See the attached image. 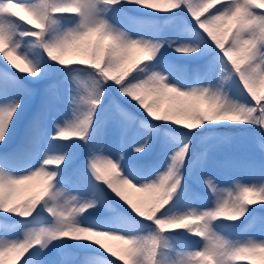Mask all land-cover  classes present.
<instances>
[{"label": "snow or ice", "instance_id": "1", "mask_svg": "<svg viewBox=\"0 0 264 264\" xmlns=\"http://www.w3.org/2000/svg\"><path fill=\"white\" fill-rule=\"evenodd\" d=\"M217 4L220 6L215 7ZM127 5L172 13L173 20L178 14L186 13L194 20L195 28L199 29L195 33L198 42L180 44L175 51L196 59L202 55L199 41L212 51L209 62L193 73L198 86L193 83L176 86L170 78L172 67L166 69L169 77L152 70L159 63L156 54L162 43L123 32L106 16L110 11L122 13ZM260 9H264V0H0V57L7 61L6 66L0 65V145L5 149L0 150V211L25 220L35 211L33 220L28 221L33 226L26 228L22 238L0 239V264H10V260L13 264L16 261L19 264H98V260H89V255L72 251L89 247L71 243L82 240L94 242L105 252L117 255L93 237H108L126 245L119 254L124 264H235L254 257H259L264 264V214L253 207L257 204L250 199L259 197L264 201V183H238L235 189L221 190L206 175L208 167L215 164L221 168L241 167L251 175L264 178V132L254 137V142L259 140L261 145L259 160L231 156L217 160L214 153L225 145L230 146L231 138L222 137L208 143L205 137L195 149L188 143L183 144L169 157L170 162L162 171L151 168L141 172L136 160L121 163L125 160L123 153L119 160L105 153V139L118 137L123 146L136 121L119 103H113L104 115L101 101L104 95L101 85H107L121 98L136 102L156 121L173 122L187 129L220 121L250 123L264 129V11ZM21 11L26 15H20ZM62 20L71 26L63 27ZM129 20L133 24L142 23L134 17ZM25 21L31 27L25 26ZM21 40L28 51H35L32 59L24 54ZM164 43L172 47L174 41ZM17 60L26 67L17 64ZM49 60L64 67L76 65L82 70H91L97 79L86 97H77L68 88L73 119L57 123L56 134L51 138L47 122L51 109L64 101L62 85L65 82L48 81L42 89L40 110L28 121L17 146L7 151L27 101L38 92L25 79L32 77L31 83L39 85L48 80L50 68L61 71L49 64ZM149 61L153 63H145ZM9 64L18 72L12 71ZM217 72L221 74L219 85L201 84L203 78L211 80ZM75 79L83 83L79 77ZM229 80L239 99H230L221 92L223 82ZM140 125L150 128L143 122ZM69 137H77L89 145L87 171L92 177L88 181L91 191L78 182L83 175L79 168L69 171L79 148L78 144L60 143ZM149 139L145 137L134 151L146 154V149L150 150ZM21 161L26 162L25 171L17 174L16 165ZM53 163L63 167L46 168ZM182 168H187V175L196 184L207 185L216 197L214 207L200 210L193 206L199 194L184 180ZM37 178L44 181L38 188L30 183ZM94 181L106 185V189ZM60 184L75 187L80 196L69 195L60 202L58 198L64 189L52 191ZM126 189L133 192L127 193ZM24 191L31 194L23 198ZM105 192H110L107 200ZM174 194L177 203L181 199L186 203L187 211L180 215L170 214ZM89 195L93 198H87ZM45 198L54 201L44 209L47 218L42 211H37ZM109 207L111 218L94 215L104 213ZM246 212L260 226L259 240L232 241L220 235L221 227L234 226L224 225L218 218L227 216L228 220L235 221ZM45 219V226H35ZM131 222L140 227L129 231ZM150 228L153 230L143 234ZM197 237L202 238V247ZM179 248L188 250L177 251Z\"/></svg>", "mask_w": 264, "mask_h": 264}, {"label": "rangeland", "instance_id": "2", "mask_svg": "<svg viewBox=\"0 0 264 264\" xmlns=\"http://www.w3.org/2000/svg\"><path fill=\"white\" fill-rule=\"evenodd\" d=\"M133 6L136 10L141 11V12H152L151 10H148L145 8H139L138 6H135V5ZM20 15H26V14L21 11ZM110 15L111 14L106 13V16L109 18L110 22L116 28L120 29L121 31L127 32L132 36L144 35L145 38L152 39L153 42L162 43V47L159 49L158 53L156 54V59L159 60V63L156 64V66L152 70L161 72L162 75L169 77L170 73L166 69L168 67H172L174 71L172 72L170 78L175 82L176 86H180L183 84H192V83H193V86H198L194 82L195 78H193V73L196 69L192 71L191 74L189 75L187 74V72L189 71V69L187 68V63L190 60H193V58L187 55H182L181 53L175 51V47L179 46L180 44H184V43L194 44L198 42L197 36L195 34V33H198V31L195 30V28L192 29L189 27L182 26L185 21L184 18L179 19L176 23H167V26L162 30H156V28L154 27V19L152 15H150V17L145 14L133 15L132 17L137 18L138 20L142 21V23L140 24H133L132 21L129 20V18L127 17L118 16V18L114 19ZM61 25L63 27L71 26L69 22L64 21V20L61 21ZM28 26L31 27L30 25ZM165 40L174 41L173 46L169 47L168 43H164ZM20 43H21V47L25 49L24 54L27 55L29 59H32L35 54V51L34 50L31 52L28 51L27 46L25 45V42L23 40H21ZM199 43L201 44V52H202V55H200L199 57H201L204 54L208 53L210 49L205 46L203 41H199ZM12 58L15 59L14 56ZM16 63L20 64L21 67H26V65H24L19 60H17ZM10 66L12 67V65ZM49 70H53V69L50 68ZM16 71L18 72V69H16ZM220 75L221 74L217 72L214 78H212L211 80H209L208 78H205L201 81V84L205 87L209 85L216 87L222 82ZM76 77H79V80L83 81V83H78L77 80L75 79ZM28 78L33 79L32 77H28ZM68 88H71L74 90L72 93L73 95H76L77 97L84 96V93L89 91L90 88H92L91 80L86 76L85 73L81 71L72 72L71 75L67 78L64 84V87L62 88L63 94H64V101L62 103L56 104L51 109L50 117L47 122V132H48L49 138H51L53 135L56 134V124L57 123L63 124L65 121H70L73 119V106L69 102L70 98H69L68 91H67ZM221 92L230 99H239V95L236 91V88L235 86H233L232 81L230 80L223 82V87L221 88ZM33 102H34V97H32L31 99L27 101V107L25 109L24 116L21 118L19 122H22V120L26 119L25 116L28 113V110L32 106ZM241 102H243V100H241ZM112 104H113V101L111 102V106ZM81 109L86 110V107H83ZM31 118L32 117L28 115L26 119V123L23 126L24 130L27 126L28 121ZM19 122L17 123L16 132L14 136L12 137L10 143H13L16 139ZM142 122L144 124L150 125V128H144L139 124L138 125L139 129L134 139H131L129 142L127 139V141L125 142V145L123 146H121L118 137H114V136L107 137L104 143V148L107 150V152L105 153L107 155H110L113 158V160H119L121 153H123L125 156V160L121 161V163L123 164V163L128 162L129 160H133L134 158L138 159L141 157H146L147 155L151 154L153 152L155 144L157 143L156 146L158 150H160L161 159L159 163L156 165L159 167L156 168L155 170L162 171L165 168L166 164L170 162L169 157L174 152H176L180 147H182L183 144L188 143V137L183 134H180L178 131L168 130L163 134L161 139H159V135L156 133L154 125L147 121H142ZM145 137H150L149 139L150 150L146 149V154L136 153L134 151V148L137 147L140 143H142ZM245 139H246L245 136H242V145L244 146L245 150L249 153L248 155L244 157V159H249V160L261 159L259 157V153L261 151L260 143L257 146H253L252 144L253 138L249 139L247 143H244ZM61 144L64 145V143H61ZM0 146H3V145H0ZM228 149H229V145L223 146L219 151L214 153L215 158L217 160L224 159L225 155H227ZM163 152H164V156H163ZM62 166L63 165H57L53 163L52 165H47L46 168L52 169V168H57V167H62ZM138 167L141 172L148 171L149 169L152 168L151 167L149 169H144V167L141 164H139ZM17 174H23V171L20 170V173L17 172ZM152 175H155V172H153ZM206 175L211 176L214 179V182L217 184V187L221 190L235 189L238 183L239 184L264 183V178L259 177V175H251L244 168H241V167L221 168V167L216 166L215 164H211L206 170ZM87 178L92 179L91 175L87 173L85 174V176L82 175L78 182L81 184V186L88 188L89 191H91V186L89 185ZM30 183L31 185L38 188L43 185L44 181H43V178H37L36 180ZM57 188L64 189V193L58 198L60 202H62L63 199H65L69 195L77 196V197L80 196V194L78 196V190L71 185H64V184L57 185L56 188L52 190L53 193L57 190ZM126 192L131 193L133 192V190L126 189ZM30 194H31V191H24L22 193V196L23 198H26ZM87 198L92 199L93 196L92 197L88 196ZM254 198H259V197H254ZM215 202H216V197L211 192L208 198L206 199L202 198L200 199V201H195L193 206L199 208L200 210H207L208 207H214ZM52 203H54V201H52ZM97 208H99V202H97ZM185 211H187V207H186L185 200L183 199V202L178 207L176 205L170 211V214L180 215L184 213ZM261 214H264V213L261 212ZM78 219L80 218L78 217ZM227 220H228L227 216L218 218V222L222 221L224 225L234 226V224H229L228 222H226ZM45 225L46 224H42L40 226H45ZM135 226L136 225L134 222L129 223L128 230L136 231L137 228ZM26 228L27 227H25L24 224H21V225L15 224L10 227L0 226V239L12 240V239L22 238ZM234 229H235L234 227H221L218 231L220 235H224L229 240H232V241L259 240L261 238L260 226L257 221H254V223L252 224V227L249 228L244 234H241L240 239H236V240L232 239L231 233H233ZM148 231H152V230L147 229V231H145L143 234H147ZM93 239H100L101 242L105 244L108 248H117L119 250H122L123 248L127 247L126 245L122 244V242H120L119 240L108 238V237H93ZM72 242L74 245H89L88 248H90L91 246H97L94 242H90V241L82 240V241H72ZM53 243H56V241H53ZM199 246L202 247V241ZM49 247H51V245H49ZM186 250L188 249H184V248L177 249V251H186ZM106 253L111 254V252H106ZM88 259L98 260V264H108L107 260L101 258L98 255H89ZM12 263L13 262H11L10 260V264Z\"/></svg>", "mask_w": 264, "mask_h": 264}, {"label": "trees", "instance_id": "3", "mask_svg": "<svg viewBox=\"0 0 264 264\" xmlns=\"http://www.w3.org/2000/svg\"><path fill=\"white\" fill-rule=\"evenodd\" d=\"M130 5H127L125 8H128ZM180 14L177 15V17H179ZM165 17H169L172 18L173 14L172 13H168L165 15ZM54 65L56 64V67L59 69H65L62 66H59L57 62H53ZM0 65H5L4 60L1 58L0 59ZM67 69H73V70H80L82 72H92L91 70H82L79 68V66L76 65H72ZM55 75H53L54 78ZM129 101V100H128ZM131 108L135 109V102H131ZM143 112H140V115H143ZM153 122H157L158 125L166 127L167 129H177L178 132H185V134H190L192 136V141H191V148L195 149L198 146V140L200 139V141L203 139V137H212V136H216V135H225L228 133H232L235 132L234 134H240L245 136L246 139H250L251 137H256V135L258 133L264 132V129L258 128L255 125H252L250 123H232V122H228V121H220V122H205L204 124H202L200 127L196 128V129H187V128H181L179 126H174L173 122H169V121H156L153 120ZM258 141V140H257ZM84 141L82 143H80V148L84 149ZM242 152H240L239 154H237L236 158H244L246 156V153L243 152L244 151V147L241 148ZM185 172L187 173V168H184ZM254 201L255 206L258 209H260V211H264V201H261L260 199H253L252 197L250 198ZM176 200V196L174 194L173 197V201ZM173 203V202H172ZM171 203V204H172ZM170 204V206H171ZM119 254L117 253L116 257L119 258ZM122 261V260H120ZM242 262L244 264H262L261 260L259 257H255L252 259H244L242 260Z\"/></svg>", "mask_w": 264, "mask_h": 264}]
</instances>
